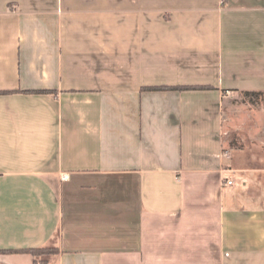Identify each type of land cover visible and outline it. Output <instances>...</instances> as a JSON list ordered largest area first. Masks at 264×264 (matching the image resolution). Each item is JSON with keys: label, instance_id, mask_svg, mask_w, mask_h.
<instances>
[{"label": "crops", "instance_id": "1", "mask_svg": "<svg viewBox=\"0 0 264 264\" xmlns=\"http://www.w3.org/2000/svg\"><path fill=\"white\" fill-rule=\"evenodd\" d=\"M258 93L264 0H0V264H264Z\"/></svg>", "mask_w": 264, "mask_h": 264}, {"label": "rangeland", "instance_id": "2", "mask_svg": "<svg viewBox=\"0 0 264 264\" xmlns=\"http://www.w3.org/2000/svg\"><path fill=\"white\" fill-rule=\"evenodd\" d=\"M230 101L231 104L226 108L228 116L232 118V121L236 118L243 131L258 134L264 130V93L239 95L237 98L232 97ZM244 138L241 139L231 133L230 142L233 145L248 147L251 143L256 144L261 141L250 139L247 136ZM48 253H52V250L39 251L38 255Z\"/></svg>", "mask_w": 264, "mask_h": 264}, {"label": "trees", "instance_id": "3", "mask_svg": "<svg viewBox=\"0 0 264 264\" xmlns=\"http://www.w3.org/2000/svg\"><path fill=\"white\" fill-rule=\"evenodd\" d=\"M163 89V88H160ZM178 90H188V88H177ZM159 90V89H158ZM42 250H37V251H30L31 254L38 255V252Z\"/></svg>", "mask_w": 264, "mask_h": 264}, {"label": "built area", "instance_id": "4", "mask_svg": "<svg viewBox=\"0 0 264 264\" xmlns=\"http://www.w3.org/2000/svg\"><path fill=\"white\" fill-rule=\"evenodd\" d=\"M226 155H227V153H226ZM63 179L66 180V179H68V177L66 176ZM226 185H233V181L227 180Z\"/></svg>", "mask_w": 264, "mask_h": 264}]
</instances>
